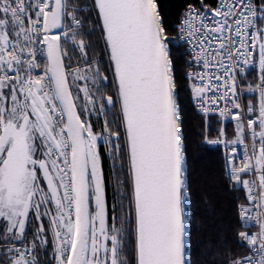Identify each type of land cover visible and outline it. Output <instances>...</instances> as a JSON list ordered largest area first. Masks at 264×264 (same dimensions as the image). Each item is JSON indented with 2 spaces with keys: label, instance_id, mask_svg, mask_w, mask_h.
Instances as JSON below:
<instances>
[{
  "label": "snow or ice",
  "instance_id": "obj_1",
  "mask_svg": "<svg viewBox=\"0 0 264 264\" xmlns=\"http://www.w3.org/2000/svg\"><path fill=\"white\" fill-rule=\"evenodd\" d=\"M85 7L88 16H78ZM93 13L123 144L107 118L100 132L91 123L94 113L107 117L117 103L101 93L109 77L99 61L88 65L90 45L77 38ZM258 22H264V0H216V7L193 0L176 25L177 39L190 46L199 68L189 73L198 108L235 122L233 139L224 128L219 138H205L230 149L226 175L245 192L246 202L236 207L247 229L239 242L249 254L230 256L227 264H264V24ZM172 39L157 0H0V264H50L40 258L49 255V242L55 264H131L129 251L135 264H190ZM69 45L87 68L68 71ZM40 60L46 61L43 73L36 71ZM257 63L259 83L249 91L258 92V100L245 109L237 77ZM101 141L119 193L120 211L114 204L111 215ZM249 173L252 178L242 179ZM32 217L36 227L27 241Z\"/></svg>",
  "mask_w": 264,
  "mask_h": 264
},
{
  "label": "trees",
  "instance_id": "obj_2",
  "mask_svg": "<svg viewBox=\"0 0 264 264\" xmlns=\"http://www.w3.org/2000/svg\"><path fill=\"white\" fill-rule=\"evenodd\" d=\"M86 4L89 0H78ZM193 0H157L158 9L164 20L170 42V58L173 64L175 95L179 108V122L185 146V169L188 197L186 198V226L190 233V241L186 240V258L190 264H227L228 258H236L247 249L237 240L241 224L238 221L237 205L245 200V192L232 190L227 186L225 160L221 147L209 144L208 140L220 137V129L224 128L227 138H234L235 122L217 115H201L192 107V92L185 76V49L177 40L176 25L181 10ZM214 7L216 0H205ZM199 7V5L197 4ZM203 10V9H202ZM88 16V9L78 13ZM96 21L93 13L84 24L88 26ZM98 23V21H97ZM247 71L241 74V81L246 83ZM244 76V77H243ZM253 79L251 82H254ZM33 219V218H32ZM34 226L33 220H31ZM34 231V230H33ZM41 254V261L51 264V242Z\"/></svg>",
  "mask_w": 264,
  "mask_h": 264
},
{
  "label": "flooded vegetation",
  "instance_id": "obj_3",
  "mask_svg": "<svg viewBox=\"0 0 264 264\" xmlns=\"http://www.w3.org/2000/svg\"><path fill=\"white\" fill-rule=\"evenodd\" d=\"M94 27H95L94 24H89L88 26L84 24L83 31L80 35H78L77 38L79 39L80 36L82 35L86 43L90 45V47L87 49L88 65H91L93 60L99 61V67H100L101 73L108 75L109 77L106 83L99 85L101 93L107 92L108 94L113 95V98L114 100H117V103L114 107L107 109V113H108L107 117L102 115L99 117V119H97V116L94 113L91 117V123L93 124L94 131L100 132L103 128L104 120L105 118H107L111 129L113 131H116L117 129H119V131L121 132L122 135H121V140L119 142L123 144V128L120 126L121 115L119 112L118 98L116 96V92H115V88H114V84L112 80V74L110 71L108 57L106 54L105 43H104L103 35L100 29L98 27H95V30H92ZM63 46L64 45H62V47ZM68 51L72 57L71 58V68L68 69L69 72L74 71L77 67L87 68L88 65H85L84 58L79 55L78 50L76 52H73L72 48L69 45ZM69 79H71V77ZM84 83L85 81H79L78 86ZM80 95L82 98L83 94L81 93ZM100 151L104 157L103 158V168H104V174H105L106 196H107L109 215H111L112 207L114 204H116L117 211L118 212L120 211L119 204L117 202V197L119 193L117 192L116 183H115L116 172H114L112 168V156L105 154L107 151V145H105L103 141H101L100 143ZM125 159H126V156H125ZM117 163H119V161H117ZM117 171H119V169H117ZM124 204H125V209H126L127 201H125ZM41 210L43 211V209ZM32 218L33 219L31 220H33L34 226L31 225L32 222H29L27 226L28 228L27 236H26L27 241L32 240V232L34 228L36 227L35 219L34 217ZM44 223H45V226H47L48 224L47 218H45ZM19 246L21 248L24 247V243L19 244ZM128 256H129V259L131 260V264H135L134 251H129Z\"/></svg>",
  "mask_w": 264,
  "mask_h": 264
},
{
  "label": "built area",
  "instance_id": "obj_4",
  "mask_svg": "<svg viewBox=\"0 0 264 264\" xmlns=\"http://www.w3.org/2000/svg\"><path fill=\"white\" fill-rule=\"evenodd\" d=\"M214 7H216V3L214 5ZM186 8H187V5L181 10V14H180V17H179V21H180L182 15L184 14ZM261 24H264V22H258V26H260ZM177 35H178V33H177ZM177 40L184 46V49H185V53H186V55H185V65H186V68H185V76L188 79L189 87H190L192 81L189 78V73L197 72V71H199V68L196 66L194 60H192L193 52L189 50L190 46L187 43H185L184 41H182V40H179V39H177ZM39 63H40V68L37 69L36 71L39 72V73H43V71H44V65H45L46 61L45 60H40ZM247 71H250V72H248V74H246L244 76H245L246 80H248V82L244 83V82L241 81V74L238 75V77H237V83H238V101L242 104V107H244L245 109H246V106L248 105L249 101L255 102V101L258 100V92H256L255 90L249 91V86H251L252 89H255L256 85L259 83V78H258V76H259L258 63L255 64V65H253V66H251V67H248L247 70H246V72ZM253 79H255V81L254 82H251ZM191 102H192V107H193V109H194V111L196 113L201 114V115H205L203 113V111L198 108V105H197L196 101H194V99H193V95H192V98H191ZM221 107H224V101H221L219 103V105L217 106V109H219ZM209 115H217V116H220L218 110L215 111V112H213V113H211V114H209ZM248 115L249 114H246L245 121L248 118ZM223 119H225V118H223ZM227 119H230L231 120L230 116ZM247 142L248 141H246V143ZM217 145H219L221 147V150H222L223 156H224V160H225V164H226L225 157L229 154L230 149L225 148V146L223 144H217ZM237 155H238V158L236 160V163L239 164L240 163L239 157L242 155V150L240 152H238ZM245 178H252V174L249 173L247 176H242V179H245ZM227 186H228V188H230L232 190L233 189L234 190L240 189V185L234 184V182L231 181L228 178V176H227ZM245 202L246 201L244 200V201L239 202L238 204H242V203H245ZM237 216H238V213H237ZM245 230H247V229L245 227H242L241 226V228L238 231V233L240 231H245ZM251 231L252 232H255V231H257V228L254 227V226H251ZM237 240H238V243L241 246H243V247H245L247 249V247L245 245H243V244H241L239 242L238 234H237ZM248 254L249 253H248V250H247V252L243 253L240 256H245V255H248ZM51 264H55V261L52 260L51 261Z\"/></svg>",
  "mask_w": 264,
  "mask_h": 264
},
{
  "label": "rangeland",
  "instance_id": "obj_5",
  "mask_svg": "<svg viewBox=\"0 0 264 264\" xmlns=\"http://www.w3.org/2000/svg\"><path fill=\"white\" fill-rule=\"evenodd\" d=\"M179 124H180V122H179ZM227 138V137H226ZM228 140H231V139H233V138H227ZM50 244V243H49ZM11 244H9V246H10ZM23 248V247H22ZM0 253H2V249H0ZM187 255V254H186Z\"/></svg>",
  "mask_w": 264,
  "mask_h": 264
}]
</instances>
